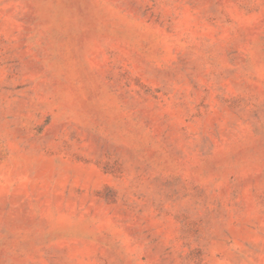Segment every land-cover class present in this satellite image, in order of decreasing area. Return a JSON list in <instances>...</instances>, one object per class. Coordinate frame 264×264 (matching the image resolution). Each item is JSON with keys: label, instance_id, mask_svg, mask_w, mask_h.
I'll return each mask as SVG.
<instances>
[{"label": "rangeland", "instance_id": "rangeland-1", "mask_svg": "<svg viewBox=\"0 0 264 264\" xmlns=\"http://www.w3.org/2000/svg\"><path fill=\"white\" fill-rule=\"evenodd\" d=\"M0 264H264V0H0Z\"/></svg>", "mask_w": 264, "mask_h": 264}]
</instances>
